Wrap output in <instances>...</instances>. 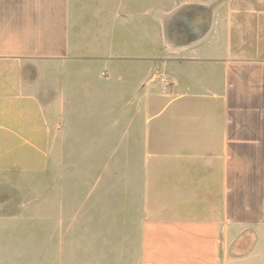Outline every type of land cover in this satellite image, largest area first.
<instances>
[{
    "label": "crops",
    "instance_id": "crops-1",
    "mask_svg": "<svg viewBox=\"0 0 264 264\" xmlns=\"http://www.w3.org/2000/svg\"><path fill=\"white\" fill-rule=\"evenodd\" d=\"M154 4L0 0V152H112L137 264H264V3Z\"/></svg>",
    "mask_w": 264,
    "mask_h": 264
},
{
    "label": "rangeland",
    "instance_id": "rangeland-1",
    "mask_svg": "<svg viewBox=\"0 0 264 264\" xmlns=\"http://www.w3.org/2000/svg\"><path fill=\"white\" fill-rule=\"evenodd\" d=\"M153 3H167L169 11L190 5L201 13L218 3L225 15V3L264 0ZM52 147L0 152V264H137V249L114 237V225L122 237L130 217L127 185L113 183L112 152L66 151L63 136Z\"/></svg>",
    "mask_w": 264,
    "mask_h": 264
}]
</instances>
